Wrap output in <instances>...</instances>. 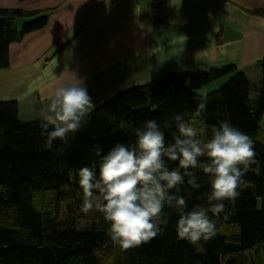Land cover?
<instances>
[{
	"label": "trees",
	"instance_id": "trees-1",
	"mask_svg": "<svg viewBox=\"0 0 264 264\" xmlns=\"http://www.w3.org/2000/svg\"><path fill=\"white\" fill-rule=\"evenodd\" d=\"M48 12L0 7V69L9 66V45L44 28ZM258 66L257 83L234 64H225L168 71L120 90L92 110L85 128L70 134L67 144L57 140L53 150L45 147L40 118L22 122L16 100L0 101V264H264V60ZM224 76L220 87L207 92V115L199 125L206 127L209 139L212 127L227 119L254 141L256 163L244 177L247 187L241 197L230 206L234 214L227 219L221 215L212 240L192 245L178 238V215L165 208L163 235L122 252L107 235L103 215L81 211L77 171L94 165L98 175L101 158L93 146L106 154L117 143L134 144V129L146 119H156L166 143L172 142L176 129L167 126L169 118L194 110L197 92ZM176 166L169 162L170 168ZM197 176L200 189L180 188L189 209L203 203L198 198L210 186L209 176L199 170Z\"/></svg>",
	"mask_w": 264,
	"mask_h": 264
},
{
	"label": "crops",
	"instance_id": "crops-1",
	"mask_svg": "<svg viewBox=\"0 0 264 264\" xmlns=\"http://www.w3.org/2000/svg\"><path fill=\"white\" fill-rule=\"evenodd\" d=\"M0 7L49 10L44 28L9 45V66L0 69V101L16 100L21 119H39L73 71L96 107L168 71L234 64L258 79L264 60V0H0Z\"/></svg>",
	"mask_w": 264,
	"mask_h": 264
},
{
	"label": "clouds",
	"instance_id": "clouds-1",
	"mask_svg": "<svg viewBox=\"0 0 264 264\" xmlns=\"http://www.w3.org/2000/svg\"><path fill=\"white\" fill-rule=\"evenodd\" d=\"M195 101L194 110L169 118L167 126L176 129L172 142L166 143L156 119H146L134 129V144L117 143L106 154L99 145L93 146L101 158L98 175L94 165L77 171L81 211L101 213L109 224L107 235L122 252L163 235L168 223L165 208L178 215V238L192 245L212 240L221 215L227 219L234 214L230 206L241 197L247 187L244 177L256 163L254 141L227 119L212 127L209 139H201L197 125L207 115V91L199 90ZM94 108L85 78L75 71L61 78L48 98L47 110L39 114L45 147L53 150L57 140L67 144L70 134L74 137L87 126ZM169 162L177 166L170 168ZM197 170L210 177V186L198 198L203 203L189 209L180 188L185 184L193 190L201 188Z\"/></svg>",
	"mask_w": 264,
	"mask_h": 264
},
{
	"label": "rangeland",
	"instance_id": "rangeland-1",
	"mask_svg": "<svg viewBox=\"0 0 264 264\" xmlns=\"http://www.w3.org/2000/svg\"><path fill=\"white\" fill-rule=\"evenodd\" d=\"M19 26L21 25V21H19ZM259 71V75H257V77H258V79H252V78H255V73H251V77L250 76H248L246 73V75H247V77L249 78V80L251 81V82H254V83H257L258 82V80L260 79V75H261V71L260 70H258ZM221 80H218V81H213V82H211L210 84H208V85H206V86H204L202 89L203 90H205V91H208V90H213V88H215V87H217V86H219L220 84H221ZM221 86V85H220ZM219 86V87H220ZM218 88V87H217ZM201 90V89H200ZM19 120L20 121H22V122H24V121H28V120H26V119H21V118H19ZM31 120H33V119H31ZM30 120V121H31ZM197 127H198V129H199V133H200V138L201 139H204V140H207V138H206V127L204 126V125H197Z\"/></svg>",
	"mask_w": 264,
	"mask_h": 264
},
{
	"label": "built area",
	"instance_id": "built-area-1",
	"mask_svg": "<svg viewBox=\"0 0 264 264\" xmlns=\"http://www.w3.org/2000/svg\"><path fill=\"white\" fill-rule=\"evenodd\" d=\"M151 5L160 6L165 0H148Z\"/></svg>",
	"mask_w": 264,
	"mask_h": 264
}]
</instances>
